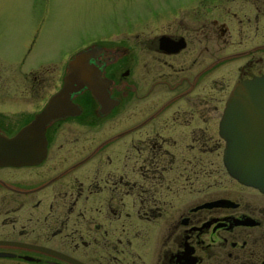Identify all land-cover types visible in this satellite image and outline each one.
Masks as SVG:
<instances>
[{
  "label": "flooded vegetation",
  "instance_id": "1",
  "mask_svg": "<svg viewBox=\"0 0 264 264\" xmlns=\"http://www.w3.org/2000/svg\"><path fill=\"white\" fill-rule=\"evenodd\" d=\"M160 2L71 52L101 94L70 90L39 153L0 164V264H264V192L227 173L218 131L234 84L264 74V0ZM24 56L0 57L7 137L66 71Z\"/></svg>",
  "mask_w": 264,
  "mask_h": 264
},
{
  "label": "water",
  "instance_id": "2",
  "mask_svg": "<svg viewBox=\"0 0 264 264\" xmlns=\"http://www.w3.org/2000/svg\"><path fill=\"white\" fill-rule=\"evenodd\" d=\"M87 50L67 59L61 87L26 127L10 137L0 133V164L29 162L39 153L43 138L42 127L38 126L42 118L64 114L70 90L85 85L96 96L101 94L94 82L96 73L86 64ZM218 131L224 140L222 163L227 173L238 182L264 192V74L234 84L224 102Z\"/></svg>",
  "mask_w": 264,
  "mask_h": 264
},
{
  "label": "rangeland",
  "instance_id": "3",
  "mask_svg": "<svg viewBox=\"0 0 264 264\" xmlns=\"http://www.w3.org/2000/svg\"><path fill=\"white\" fill-rule=\"evenodd\" d=\"M154 1V9L163 11L161 0ZM0 10V57L11 65H18L26 53L21 43L29 40L31 24L39 18L38 38L24 56L27 67L35 60L62 66L72 51L131 26L137 12L153 9L148 0H0Z\"/></svg>",
  "mask_w": 264,
  "mask_h": 264
}]
</instances>
